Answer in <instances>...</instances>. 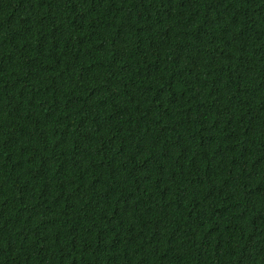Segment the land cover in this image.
Listing matches in <instances>:
<instances>
[{"label":"trees","instance_id":"1","mask_svg":"<svg viewBox=\"0 0 264 264\" xmlns=\"http://www.w3.org/2000/svg\"><path fill=\"white\" fill-rule=\"evenodd\" d=\"M0 264H264V0H0Z\"/></svg>","mask_w":264,"mask_h":264}]
</instances>
